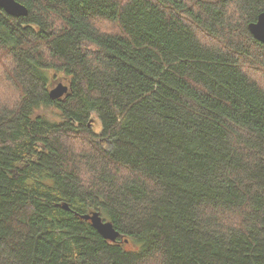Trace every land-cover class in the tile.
<instances>
[{"label":"trees","instance_id":"1","mask_svg":"<svg viewBox=\"0 0 264 264\" xmlns=\"http://www.w3.org/2000/svg\"><path fill=\"white\" fill-rule=\"evenodd\" d=\"M17 1L0 264H264V0ZM94 211L116 242L76 215Z\"/></svg>","mask_w":264,"mask_h":264},{"label":"water","instance_id":"2","mask_svg":"<svg viewBox=\"0 0 264 264\" xmlns=\"http://www.w3.org/2000/svg\"><path fill=\"white\" fill-rule=\"evenodd\" d=\"M0 8L5 10L9 16H26L28 9L17 0H0ZM249 33H251L256 40L264 44V11L258 15L255 22L248 26ZM69 86L60 83L56 88L51 90L50 96L53 100L65 97L69 92ZM67 209V206H64ZM83 220L90 222L92 227L100 234L105 240L116 242L120 237V233L115 229L110 221H106L100 212L94 211L88 214L79 215Z\"/></svg>","mask_w":264,"mask_h":264},{"label":"rangeland","instance_id":"3","mask_svg":"<svg viewBox=\"0 0 264 264\" xmlns=\"http://www.w3.org/2000/svg\"><path fill=\"white\" fill-rule=\"evenodd\" d=\"M97 26H99V28L104 31V32H107V33H114V30L117 31V28L115 25H112V23L110 22H107V21H104V20H99L97 21ZM1 72H0V100L2 103L4 104H11V102L13 103V100H14V92L9 89V87H7V84L3 81V78H1ZM59 79H57V82L54 84V87L56 88L58 83ZM66 84V82L64 83ZM68 86V84H66ZM43 112H45L49 118L50 117H53L55 118V115L58 114V111L56 110H43ZM97 125H99V121L98 120H95ZM99 128V126H97V129Z\"/></svg>","mask_w":264,"mask_h":264},{"label":"bare ground","instance_id":"4","mask_svg":"<svg viewBox=\"0 0 264 264\" xmlns=\"http://www.w3.org/2000/svg\"><path fill=\"white\" fill-rule=\"evenodd\" d=\"M15 17H17V16H15Z\"/></svg>","mask_w":264,"mask_h":264}]
</instances>
